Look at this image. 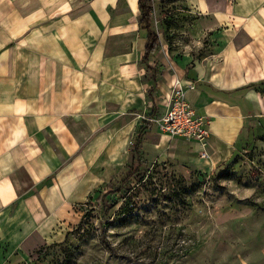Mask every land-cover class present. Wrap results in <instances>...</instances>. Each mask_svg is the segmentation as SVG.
<instances>
[{
	"label": "crops",
	"instance_id": "obj_1",
	"mask_svg": "<svg viewBox=\"0 0 264 264\" xmlns=\"http://www.w3.org/2000/svg\"><path fill=\"white\" fill-rule=\"evenodd\" d=\"M121 2H82L75 16L67 0L61 13L54 0H0V264L61 240L73 205L129 169L138 115L153 104L154 116L163 112L175 76L191 85L187 101L209 119L208 156L200 157L196 141L147 124L139 148L147 163L208 171L264 133V0H186L195 17L190 41L211 32L215 48L200 58L167 51L155 83L140 61L146 38L137 0ZM112 3L114 31L91 49ZM129 13L136 20L123 40L117 29Z\"/></svg>",
	"mask_w": 264,
	"mask_h": 264
},
{
	"label": "rangeland",
	"instance_id": "obj_2",
	"mask_svg": "<svg viewBox=\"0 0 264 264\" xmlns=\"http://www.w3.org/2000/svg\"><path fill=\"white\" fill-rule=\"evenodd\" d=\"M54 1L59 8L65 2ZM67 1L77 5L76 16L84 11L82 2L94 0ZM111 5L101 38L90 42L91 49L114 31L107 23L115 14ZM189 10L186 0H154L152 28L161 44L151 55L157 77L163 62L168 65L167 51L200 58L215 48L211 32L190 41L187 29L195 17ZM129 14V23L117 29L123 40L124 28L136 20V14ZM146 80L151 83L150 76L141 75ZM251 137L232 159L208 171L147 163L140 155L142 164L120 190L115 188L130 167L73 205L74 218L61 240L13 253L9 264H264V149L259 146L264 133ZM132 141L131 150L136 136Z\"/></svg>",
	"mask_w": 264,
	"mask_h": 264
},
{
	"label": "built area",
	"instance_id": "obj_3",
	"mask_svg": "<svg viewBox=\"0 0 264 264\" xmlns=\"http://www.w3.org/2000/svg\"><path fill=\"white\" fill-rule=\"evenodd\" d=\"M190 86L175 76L163 112L157 116H149L145 113L138 116L148 124H155L160 133L196 141L202 148L200 157L205 158L208 156L206 148L210 134L209 119L205 115L198 114L187 101L185 90Z\"/></svg>",
	"mask_w": 264,
	"mask_h": 264
},
{
	"label": "trees",
	"instance_id": "obj_4",
	"mask_svg": "<svg viewBox=\"0 0 264 264\" xmlns=\"http://www.w3.org/2000/svg\"><path fill=\"white\" fill-rule=\"evenodd\" d=\"M137 7H138V16H139L138 25H139V28L144 32L145 38H146V44L144 46L140 61L145 66L147 71L148 70L152 71L151 78H152L153 82L155 83L156 82V77H155L156 71L150 63V61H151L150 56L157 49L160 48L161 44H160L159 36L157 35V33L152 28L154 1L153 0H137ZM153 92H154V85H151L147 89V96L151 97ZM156 111H157L156 105L153 104V106L151 108V112L149 113V116H154V113ZM147 124H148L147 121L142 120L141 125L139 127V131H138L137 136H136V141L133 144V148H132V162L130 165V171L126 175V177H124L121 180L120 184L115 188V190H117V191L121 189V187L128 181V179L130 177H132L133 174L136 172L138 166L140 164H142L141 159H140L141 154H140L139 148H140V144H141V136H142V133H143L144 129L146 128ZM135 164H137V165L135 166ZM114 204L115 203H111V206Z\"/></svg>",
	"mask_w": 264,
	"mask_h": 264
}]
</instances>
